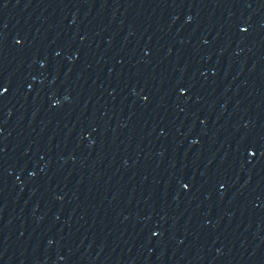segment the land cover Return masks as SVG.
I'll use <instances>...</instances> for the list:
<instances>
[{"label":"water","instance_id":"95a60500","mask_svg":"<svg viewBox=\"0 0 264 264\" xmlns=\"http://www.w3.org/2000/svg\"><path fill=\"white\" fill-rule=\"evenodd\" d=\"M0 264H264V0H0Z\"/></svg>","mask_w":264,"mask_h":264}]
</instances>
